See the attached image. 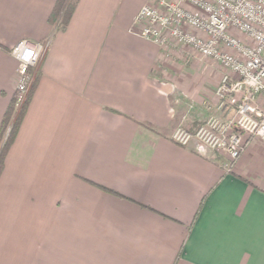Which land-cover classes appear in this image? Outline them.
Listing matches in <instances>:
<instances>
[{
    "label": "crops",
    "instance_id": "obj_1",
    "mask_svg": "<svg viewBox=\"0 0 264 264\" xmlns=\"http://www.w3.org/2000/svg\"><path fill=\"white\" fill-rule=\"evenodd\" d=\"M148 0H0V121L21 39L43 44L0 174V264H264V142L227 169L172 141L214 113L219 65L135 30ZM221 68V67H220Z\"/></svg>",
    "mask_w": 264,
    "mask_h": 264
},
{
    "label": "built area",
    "instance_id": "obj_2",
    "mask_svg": "<svg viewBox=\"0 0 264 264\" xmlns=\"http://www.w3.org/2000/svg\"><path fill=\"white\" fill-rule=\"evenodd\" d=\"M143 38L162 47L187 46L225 70L215 87L216 107L227 117L208 114L193 131L177 125L171 139L195 141L225 156L229 169L247 140L264 142V0H148L134 16ZM43 44L21 39L10 49L17 62L15 103L25 101Z\"/></svg>",
    "mask_w": 264,
    "mask_h": 264
},
{
    "label": "trees",
    "instance_id": "obj_3",
    "mask_svg": "<svg viewBox=\"0 0 264 264\" xmlns=\"http://www.w3.org/2000/svg\"><path fill=\"white\" fill-rule=\"evenodd\" d=\"M78 0H56L49 21L55 24L56 30H62L66 27L73 9ZM38 76V70L35 71L34 80L28 92L25 101L19 108L16 106L15 94L11 97L6 110L0 121V174L3 169L4 157L15 136L18 132L20 123L26 111L27 103Z\"/></svg>",
    "mask_w": 264,
    "mask_h": 264
},
{
    "label": "rangeland",
    "instance_id": "obj_4",
    "mask_svg": "<svg viewBox=\"0 0 264 264\" xmlns=\"http://www.w3.org/2000/svg\"><path fill=\"white\" fill-rule=\"evenodd\" d=\"M217 70L219 71V73H218V76H219V79H220V77H221L222 73H224V72H225V70H224L223 68H220V67H219V69L217 68ZM218 82H219V80H218ZM218 82H217V83H218ZM177 125H180L181 127H183V128H185V129H187L185 126H183V124H182V123H179V124H177ZM177 125H176V126H177ZM176 126H175V127H176ZM173 129H174V128H173ZM187 130H188V129H187ZM188 131H190V130H188Z\"/></svg>",
    "mask_w": 264,
    "mask_h": 264
}]
</instances>
